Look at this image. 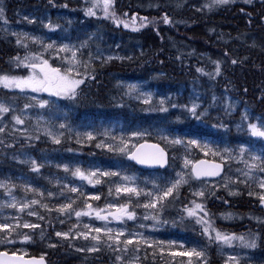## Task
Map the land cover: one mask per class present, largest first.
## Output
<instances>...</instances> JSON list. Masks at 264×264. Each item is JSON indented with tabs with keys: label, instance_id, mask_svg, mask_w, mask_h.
<instances>
[{
	"label": "rangeland",
	"instance_id": "obj_1",
	"mask_svg": "<svg viewBox=\"0 0 264 264\" xmlns=\"http://www.w3.org/2000/svg\"><path fill=\"white\" fill-rule=\"evenodd\" d=\"M50 1L7 0V3L17 5L12 10L2 11L0 31L5 36H10L13 41H16V44L21 45V42H24L25 47L32 51V57H40L38 64L33 62L28 64L40 66L44 61H47L49 67L60 69L62 74L70 71L73 79L83 80V83L78 86L74 98L50 95L48 92H33L30 89L5 88L0 84L1 88L9 92H15L38 101L37 106L20 108L12 102L11 98L0 97V104H4L10 109L7 115L0 117V128L4 131L11 129L29 134H41L45 140L59 139L60 144L73 142L78 151L67 147L51 150L29 148L18 153L11 151L2 154L9 160L0 162V185H3L0 188L13 183L16 192L7 195L0 192V225L11 226L10 229L0 231V237L8 236L16 228L20 229L23 234L27 231L30 232L34 228L28 229L23 225H39L42 220L49 225L46 230L50 232L43 246L40 242L37 244V246H42L43 250L39 254L43 255H46L49 247L66 241L80 259L90 257L94 252L103 251L108 255L110 264H146L145 248L141 252L136 250L142 246L151 247V251L156 249L155 251L163 257L167 256L165 258L167 264H172V261H177L175 264H188L190 257L173 255V253L188 252L192 249L204 253L200 259L191 257L192 264H264V247H261L264 244V238L261 237L263 232H260L259 228H244L246 225L243 226V219L239 218L240 220H238L237 217L238 209H228V206L225 209L219 208L216 211V221H209L211 228L226 235L244 236L246 239L254 237L256 248H246L240 240H233L230 245L217 242L215 240L216 233L211 229L203 242L195 243L190 241L191 239L189 240L187 233L184 234L186 231L183 228L178 227V221L182 220L180 214L168 221L167 230V223L160 218L161 208L163 209L165 206V199L167 200L171 196L159 203H157L156 197L162 195L161 189L170 186L179 178L177 174L181 173L186 183H183L174 195L184 189L183 187H186L187 191L190 190L191 195L196 197H204L207 193L212 195L214 191L220 189L230 198L237 197L242 193L246 195L252 193L251 196L254 198L252 207L255 212L258 211L256 214L252 211V219L264 224V204L258 198L260 194H264V190L258 186L260 180L264 179V172L252 169L248 176L244 175L245 172H249L245 161L251 164L253 163L252 156L264 158V138L251 136L247 127L248 123L264 124V116L261 117L260 112H252L248 105L241 104V101L228 91L222 89L209 91L215 85L212 79L215 76H212V71L210 73L212 78L208 82L209 89H203L198 85L199 80L196 79V76L192 75H188L185 80L167 82L163 63L156 62L159 56L153 53L155 51L154 41L163 48L168 39L171 43L174 39L176 42L173 45L178 46L176 49H186L191 37L188 28L193 25V22L187 27V23H182L178 14L176 17L172 12V25L165 24L163 20L161 33L159 30L155 31L156 28H160V25L155 28L146 25L145 32L135 33L131 26L125 28L122 23L119 25L115 23L111 16L106 17L105 13H99L100 9L103 10V3L101 2L98 7H93L97 0H52V6H50ZM188 1L190 7L187 9L191 7L199 9L195 6L199 3L200 8L203 6L202 0H197L193 4H190L191 0ZM161 2L165 4L168 0H161ZM153 3L155 0H113L111 11L115 13L118 20H123L125 15L131 17L128 19L129 21H126L131 25L132 17L135 14L136 18L154 14L152 8L156 5L150 8ZM4 4L5 0H0V7ZM77 4L79 7H76ZM126 7H130L129 12L125 11ZM89 8H92L95 15H86ZM204 10L205 8L202 12ZM162 18L159 20L161 21ZM86 21L87 23H85ZM102 21L110 22L113 29H106L110 39L105 40L98 47V42L103 37L100 26ZM156 24H161V22ZM139 25L136 26L138 29ZM135 35H138V38L141 35H144V38L149 36L150 40L144 45L136 42ZM200 39L192 38V41H197L194 43L197 44L201 43ZM17 40L20 43H17ZM242 41H244L243 38ZM250 43L254 44L252 41ZM48 45H52V47H48ZM13 47L16 49L15 46ZM198 49L201 52L193 51V53L203 62H209L215 66L219 64V60L211 56V49ZM148 51L155 55L153 59L147 58L146 52ZM15 55L18 57L17 53ZM131 56L134 58H132V62L126 61V58L129 60ZM179 59L177 60L179 61ZM92 61H98L100 66L102 61L109 65L115 63L116 66L109 72L110 84L116 89L115 91H106L105 97L101 95L100 100H93L91 96L85 98L80 93L81 87L87 86L88 89H92L96 82L97 77H93L94 75L89 74L88 71L83 72V69L87 65H91ZM127 62H131L130 65L127 66ZM118 65L121 68L120 71ZM16 68L24 70V72L0 74V77L26 78L32 75L43 77L40 67L32 69L18 62ZM214 68L215 72L213 73L216 74L217 71ZM219 70H221L220 67ZM136 71L138 74L135 73ZM132 86L135 87V91H130ZM207 89L209 94H206ZM118 91L123 98L119 101L118 99L111 101L113 95H116ZM145 100H149L148 103L152 102L166 107L167 111L161 113V119L158 122L150 120V115L146 116L148 119H142V122L135 121L136 113L132 109L131 102H144ZM42 101H47L44 107L40 106ZM81 102L89 106L84 107ZM112 103L115 106H112ZM193 105L197 106L196 115L200 117L199 119L189 111ZM245 114L248 116L247 121L242 120ZM14 117H19L23 123L17 124ZM153 119L158 118L154 117ZM186 119L187 123H185ZM189 124L191 125L187 127ZM60 125H64V127H60ZM87 134H91L93 139L89 140ZM176 139L183 143L173 144L170 142ZM142 140L159 141L169 151L173 161L165 171L143 173L127 159V153ZM190 140H195L197 143L189 144ZM98 144L101 146L97 147ZM205 145L207 147H204ZM242 148L244 149L243 153L240 151ZM120 149H124V151H120ZM209 149L211 151H208ZM213 153L217 154L213 155ZM196 157H208L223 161L226 165L223 176L216 180L194 179L191 174V165ZM14 160L24 161L28 164H32L31 161L35 160L39 171L25 172L15 168L11 164ZM185 161L189 162L187 166H185ZM255 163L259 164L260 161H255ZM76 169H80L85 174L96 173L93 183L74 176L73 172ZM102 173H116V175H102ZM124 177L130 179L126 180ZM96 180L100 182L95 183ZM52 185H54L52 187L54 194L50 187ZM118 186L121 188L135 187L142 191L138 196L124 192L117 193ZM71 188H76L77 191L72 192ZM199 192H203L204 195H195ZM147 193H152V196H148ZM96 196H99L100 199H93ZM33 200L37 203L31 204ZM145 203H156L157 206L145 208L143 207ZM13 204L15 207L10 206ZM25 204H29L30 207L21 211L22 205ZM66 204H71L72 208L63 213L57 211ZM125 204H127L128 210L134 212V218L128 219L125 215L120 219H115L114 216L120 215L117 209ZM89 205L91 207H88ZM39 209L42 211L41 213ZM243 209L245 210L247 207L244 205ZM76 211L88 212L89 215L77 217ZM97 211H100V214L106 219H98ZM247 211L249 210L247 209ZM29 212H34L36 215H29ZM145 217L148 218L145 219ZM85 225L89 227L86 228ZM97 227L102 229L99 234L101 238L99 243L91 239L92 236L98 235L91 230ZM106 229H112L113 240L108 241L107 235H105ZM168 231L172 232L167 234ZM58 232L67 233V238L57 236ZM117 232L124 233L119 238L121 241L144 239L148 241V244L137 245L134 243L128 245V250L124 251L123 243H115ZM84 234L89 239H85ZM259 235L260 258L256 253L259 251ZM210 236L212 239L209 238ZM109 244L113 246L109 247ZM93 246L98 250H87ZM28 247V245H20L16 248L19 252L28 254L30 251ZM117 257L120 259L118 260ZM230 257H235L236 261H230ZM159 264H165V262L161 261Z\"/></svg>",
	"mask_w": 264,
	"mask_h": 264
},
{
	"label": "trees",
	"instance_id": "obj_2",
	"mask_svg": "<svg viewBox=\"0 0 264 264\" xmlns=\"http://www.w3.org/2000/svg\"><path fill=\"white\" fill-rule=\"evenodd\" d=\"M197 0H191V4L196 3ZM174 7L180 8L178 11L179 20L184 23H188L186 26L189 27L190 23H195L188 28V33L190 37V43L187 44L186 49H176L178 46L173 45L176 42L173 39V42H170L168 39L167 44L161 48L154 41V54H158L159 58L156 62L163 63V69L166 71V81L172 82L173 80H185L188 78V75L196 76L199 80V86L201 88H208V82L214 80V88L212 89H222L228 91L232 96L237 97L241 104L248 105L252 112H260V116H264V0H250V2H245V0H230L227 4H215L213 0H202V7L206 9L202 12L200 8V3L195 4L199 7L198 9L191 7L188 10H185L188 0H172ZM187 3V4H186ZM210 7H206V4ZM17 5V4H16ZM15 5V6H16ZM180 5V6H179ZM13 6L11 3H7L6 7H2L3 10H12ZM206 11V12H205ZM4 12V11H3ZM189 12V13H188ZM237 14V15H236ZM200 15V16H199ZM207 16V17H206ZM182 18V19H180ZM239 19V20H238ZM202 21L204 22L202 24ZM206 21V22H205ZM200 22V23H199ZM238 22V23H236ZM234 23V24H232ZM112 24L110 22L102 21L101 30L106 34V29H112ZM237 25V26H236ZM235 26V27H234ZM241 27V28H238ZM163 26L158 30L161 33ZM260 31V33H259ZM237 32V33H235ZM255 32L259 35H255ZM246 35V36H245ZM248 35V36H247ZM138 36V35H137ZM245 36V37H244ZM250 36V37H249ZM106 37V35H105ZM149 36L144 38V35H141L140 38L137 37L136 42L146 45L150 38ZM201 38V43H196L197 41L193 40ZM243 40H249L247 43L242 42ZM253 38V39H252ZM139 39V41H138ZM8 35L2 34L0 31V74H15L22 73L24 70H18V62L22 65L28 64L29 51L20 44L9 41ZM257 40V41H256ZM250 41L257 44H251ZM214 42V43H213ZM169 44V45H168ZM229 44V45H228ZM16 49H14V47ZM152 46V45H151ZM167 46V48H166ZM172 46V47H171ZM211 49V56L219 60V74H214L213 70L217 69V65L210 64L209 62H203V60L196 56L193 53L200 51L198 48ZM196 48V49H195ZM169 50V53L163 54L164 50ZM195 49V50H194ZM173 50V51H172ZM201 52V51H200ZM10 55L8 57L5 56ZM18 57H16V54ZM192 54V55H191ZM148 59H153L155 55L151 52H146ZM222 57V59L220 58ZM19 58V59H17ZM27 58V59H26ZM178 58L179 61L177 60ZM10 59V60H9ZM130 61V60H126ZM235 61V63H233ZM6 62V64H4ZM155 62V63H156ZM15 63V64H14ZM131 62H127V66ZM206 63V64H205ZM2 65V66H1ZM5 65L6 68L3 69ZM12 68H11V66ZM15 65V66H14ZM110 66H115V63H110ZM2 67V68H1ZM14 67V68H13ZM120 68V67H118ZM161 68V65H160ZM8 69V70H7ZM200 69L201 71H197ZM212 71V76L210 73ZM189 72V73H188ZM199 72V73H198ZM89 74L94 75L96 82L94 83L91 91H88V87H81L80 93L84 95L85 98L91 96L93 100H100V96L103 95L106 91L113 90L116 88L111 87L110 84L111 78L109 74L105 72V66H100L98 61H95L92 68L88 70ZM96 73V74H95ZM207 74H209L208 77ZM107 75V76H106ZM206 75V76H204ZM106 76V77H105ZM201 76V77H200ZM200 77V78H198ZM109 84V88H108ZM111 85V86H110ZM99 90H98V89ZM109 90H108V89ZM101 89L103 91H101ZM209 89V88H208ZM207 89V91H208ZM209 89V91H211ZM96 94H94V92ZM101 91V92H100ZM206 91V92H207ZM209 91L207 94H209ZM91 92V93H90ZM99 92V93H98ZM104 92V93H102ZM100 94V95H98ZM117 95H113L111 101L123 98L119 91L116 92ZM94 95V96H93ZM97 95V96H96ZM219 95H221L219 93ZM4 96V97H2ZM11 96V97H10ZM93 96V97H92ZM222 96V95H221ZM0 97L12 99L13 103H17L18 107H30L37 106L38 101L36 99L27 98L21 95H18L15 92H9L4 88L0 87ZM100 97V98H99ZM209 98V97H208ZM207 98V99H208ZM89 100V99H86ZM110 101V102H111ZM132 109L136 113V122H142V119H148L146 116L150 115V120L159 121L161 119V108L165 106L156 105L155 103H145V102H131ZM240 103V102H239ZM81 104L89 106L86 104ZM115 106V104H111ZM207 105V103H206ZM209 105V104H208ZM111 106V107H112ZM240 110V107H239ZM7 113H0V116H5ZM152 115V117H151ZM158 119H153V118ZM193 120V118H190ZM187 123V119L185 121ZM191 124L187 125L190 126ZM186 127V126H185ZM43 136L37 133H22L13 131L11 129H6L4 132H0V162L8 161V158H5L2 154L5 152H10V150L24 151L29 148H40V150H50L52 148H64L67 147L72 150V145L68 144H56L48 142L42 139ZM26 151V150H25ZM198 158V157H196ZM175 160V158H174ZM173 161V158H171ZM11 163L15 168L22 169L25 172H33L32 164L25 163L24 161L14 160ZM186 189V190H185ZM1 192L10 194L16 192L15 185L11 183L10 185L1 188ZM253 200L254 198L251 195H246L242 193L237 197L230 198L223 190H216L212 195L207 193L204 197H196L191 195L187 188L184 187L178 194L165 199V206L161 208L160 218L167 223L166 230L168 229V221L175 218L176 215L180 214L182 220L178 221L177 225L180 228H183L187 233V236L190 241L199 243L203 242L206 239V235L203 234V229L207 225L198 224L196 221L199 218H203L207 221L215 222L217 217V210L225 209L228 206V209L235 208L238 209V220L243 219L242 223L246 229H260L261 237L264 238V224H260L258 220H253ZM227 205H226V204ZM200 204L204 211L200 209H195V205ZM246 206L247 209H243V206ZM188 209H194L197 213L196 216L189 217L187 214ZM40 213L42 212L39 209ZM207 212V216L204 215V212ZM175 212V213H174ZM258 212V211H257ZM255 212V214L257 213ZM173 214V215H172ZM215 218V219H214ZM240 218V219H239ZM255 225V227H254ZM49 225L45 224L42 220L39 222V227L34 228L32 231H27L26 233H21L20 231L14 229L13 232H10L8 236L0 237V249H8L10 251L16 250V247L20 245H28L30 248L29 254H38L40 248L46 243V237L50 234L46 229ZM172 231H168L167 234ZM189 233V234H188ZM28 236L30 239L25 240L24 237ZM11 240L15 242H2ZM38 242L42 246H37ZM259 251L256 253L259 254L260 258V235H259ZM264 247V244L263 246ZM39 248V249H38ZM145 248V263L146 264H159L161 261H164L167 264L165 259L167 256L163 257L159 252H156V249L145 246L140 247L139 252L143 251ZM68 246L67 242H58L55 246L48 248V260L49 264H110V259L107 258V254L103 251L94 252L90 257L85 259H80L78 254ZM264 251V250H263ZM71 252V254H70ZM64 253V254H63ZM70 255H68V254ZM65 255V256H64ZM75 255V256H74ZM73 256V257H72ZM77 256V257H76ZM161 256V257H160ZM65 258V259H64ZM159 258V259H158ZM69 259V260H68ZM73 261L71 263V261ZM177 261H172V264H175Z\"/></svg>",
	"mask_w": 264,
	"mask_h": 264
},
{
	"label": "snow or ice",
	"instance_id": "obj_3",
	"mask_svg": "<svg viewBox=\"0 0 264 264\" xmlns=\"http://www.w3.org/2000/svg\"><path fill=\"white\" fill-rule=\"evenodd\" d=\"M103 3V10L105 13L106 17L111 16L115 22L119 25V24H123V26L125 28L128 27H132L133 31L138 30V28L136 27V17H132L131 20V25L129 24V22L123 21V20H118L115 17V13L113 11H111L112 8V4H113V0H97V3L93 4V7H98L100 3ZM230 0H213V3L215 4H227L229 3ZM245 2H250V0H245ZM206 7H210L209 5H205ZM199 10V9H198ZM0 15H2V9H0ZM86 15H95V13L93 12L92 8H89L86 11ZM141 19V23L139 25V27H145L146 24L143 21H146V18H140ZM164 23H170L169 18L167 17V15H165L163 17ZM17 43H20L19 40H17ZM48 47H52V45H48ZM73 55H75V53H73ZM19 59V58H17ZM27 59V58H26ZM233 63H235V61H233ZM26 67H30L32 69H35L37 67H40V71L41 73H43V77L39 78L37 75H32L26 78H17V77H0V84L3 85V87L5 88H17L20 90H24V89H30L33 92H48L50 95H55V96H65L68 98H74L76 95V90L78 88V86L83 83V80L80 79H73L71 76L70 71L64 72L63 74L61 73V70L58 68H51L48 66L47 61L43 62V65H36V64H28L25 65ZM197 71H201L200 69H197ZM217 74H219V65H217ZM130 91H135V87L132 86L130 88ZM145 103H148L149 100H145ZM47 103V101H42L40 102V106L44 107L45 104ZM161 104H163V101H161ZM196 105H193V107L191 109H189V111L196 116L197 119H199L200 117L196 115ZM9 108L6 107L4 104H0V113H7L9 112ZM161 111H167V109L165 108H161ZM15 122L17 124H22L23 121L19 118V117H14ZM242 120L247 121L248 120V116L247 114H245L242 117ZM60 127H64V125H60ZM248 127V131L250 133L251 136L253 137H260V138H264V124H260L258 125L257 123H248L247 125ZM4 131V129L0 128V132ZM87 138L89 140L93 139V136L91 134H87ZM167 139V138H165ZM55 143H59V139H55L54 140ZM173 144H181L183 143V141L176 139V140H172L170 141ZM189 144H196L197 142L195 140H190L188 141ZM101 145H97V147H100ZM204 147H207L206 145ZM144 148H148L150 149V151H142V149ZM120 151H124V149H120ZM208 151H211V149H209ZM241 153L244 152V149L242 148ZM217 153H213V155H215ZM130 159L135 160L137 163L140 164H159L160 166H163L165 160H164V149L160 148L158 145H141L140 149H137L136 152L132 153L131 156L129 157ZM252 161L253 163L248 164L247 161H245V163L247 164V167L249 169V172H245L244 175L248 176L251 172L252 169H258L260 172H264V158L259 157V156H252ZM255 161H260L259 164L255 163ZM33 167L32 170L33 171H39V166L37 164V161L33 160L31 161ZM189 162L185 161V166H187ZM201 165L205 164L204 161L200 162ZM220 165L216 164V165H210L207 168L204 167H197L194 166L193 167V173L195 174V176L197 178H200L201 176H215V175H219V170H220ZM67 171V169H65ZM74 176H78L79 178L83 179V180H87L89 183H93V178L96 176V173H89V174H85L84 172H82L80 169H76L73 172ZM102 175H116V173H102ZM177 176L179 178H177L174 182L171 183L170 186L166 187L165 189H161L162 195H158L156 197L157 203L163 201L165 198L174 195L177 190L179 189V187L183 184L186 183V180L183 177V174L178 173ZM124 179H130L128 177H124ZM99 180H96L95 183H99ZM3 186V185H0ZM262 190H264V179H261L258 185ZM29 191H31L32 189H28ZM70 191L72 192H76L77 189L76 188H71ZM142 189H138L135 187H117L116 188V192L120 193V192H124L126 194L129 195H140ZM230 194H234V193H230ZM252 193H250L251 195ZM148 196H152V193H147ZM195 195L198 196H202L204 195L203 192H199V193H195ZM259 200L261 201L262 204H264V194H260L259 195ZM93 199H100L99 196L93 197ZM37 201L33 200L31 201V204H36ZM12 207H15V205H10ZM157 206L156 203H145L143 205V207L145 208H155ZM30 207L29 204H25L22 205L21 207V211L24 210V208H28ZM45 207H47L45 205ZM88 207H91L90 205ZM72 208L71 204H66L61 206L59 209H57V211H60L61 213L65 212L66 210H69ZM195 209H200L201 211H204L202 208V205L200 204H196L195 205ZM117 212L120 213L119 216H114L115 219H120L121 216H127L128 219H133L134 218V212L128 210V206L127 204L125 205H121L118 209ZM187 214L189 217H193L196 216L197 213L194 209H188L187 210ZM29 215H36V213L34 212H29ZM75 215L77 217H80L81 215H89L88 212H82V211H76ZM204 215L207 216V212H204ZM96 216L98 219L104 220L106 219L105 216L100 214V211H97ZM41 219L43 217H40ZM148 217H145V219H147ZM198 224H205L207 225L206 227H204L203 229V234L205 235H209V230L211 229V231H214L215 234V240L217 242H222V243H226V244H231V242L233 240H240L243 244L244 247L246 248H256L257 244H256V239L253 237L252 239H246L244 236H235V235H226L223 234L222 232L216 231L214 228H211V224L209 221L204 220L203 218H199L196 221ZM26 228H36L39 227V225L36 224H24L23 225ZM86 228H88V225H85ZM11 226L10 225H0V231H3L4 229H10ZM92 231H95V233H97L98 235L96 236H92L91 239L93 241H96L97 243L100 242V236L99 234L102 232V229L97 227L95 229H91ZM112 233V229H106L105 231V235H107L108 240H113V236L111 235ZM57 236H64L65 238H67V233H56ZM124 233L123 232H117L116 233V238H115V243L120 244L123 243L125 245V248L123 249L124 251H127V246L128 245H132V244H140V243H145L148 244L147 240L144 239H140V240H133V239H125V240H120L119 238L121 236H123ZM84 238L85 239H89V237L84 234ZM210 239H212V237H209ZM25 240L30 239V237L25 236L24 237ZM2 242H8L11 243V240H7V241H2ZM112 245L109 244V247H111ZM151 246V245H149ZM88 251H97L98 248H96L95 246L88 248ZM119 250V249H117ZM137 251H139V249H136ZM173 255H181V256H188L190 257L188 264H192V260L191 257H195L197 259H200L201 257L204 256L203 251H197L196 249H192L188 252H180V253H173ZM117 259L119 260L120 257H117ZM230 261H236L235 257H230L229 258ZM43 261V257L40 258L39 261L33 259L32 261H24L22 256H17L15 253L12 254V256H9V254L7 252H0V264H19V262H22V264H42Z\"/></svg>",
	"mask_w": 264,
	"mask_h": 264
},
{
	"label": "water",
	"instance_id": "obj_4",
	"mask_svg": "<svg viewBox=\"0 0 264 264\" xmlns=\"http://www.w3.org/2000/svg\"><path fill=\"white\" fill-rule=\"evenodd\" d=\"M141 145H158L160 148L164 149V164L163 166H160L159 164H140V163H137L135 160L131 159L132 161H134L138 166L140 167H143V168H146V170L148 169H164L168 166L169 164V153L168 151L164 148V146L162 144H160L159 142L157 141H152V140H146V141H142L140 142L134 149L133 151L128 155L129 157L131 156L132 153L136 152L137 149H140V146ZM142 151H150V149L148 148H144L142 149ZM201 161H204L205 164L201 165L200 162ZM216 164H219L221 167H220V170H219V175H215V176H201L200 178L198 179H203V178H219L221 177V175L223 174L224 172V163L221 162V161H218V160H212V159H208V158H200L198 160L195 161V163L192 165V174L195 176V174L193 173V167L194 166H197V167H204V168H207L209 167L210 165H216ZM196 177V176H195ZM197 178V177H196ZM0 252H7V251H4V250H0ZM9 256H12V253H9ZM17 256H22L23 257V260L24 261H32L33 259L39 261L41 257L39 256H29V257H26L25 255H20V254H16ZM19 264H22V262H19ZM42 264H47L46 262V259L43 257V261H42Z\"/></svg>",
	"mask_w": 264,
	"mask_h": 264
},
{
	"label": "bare ground",
	"instance_id": "obj_5",
	"mask_svg": "<svg viewBox=\"0 0 264 264\" xmlns=\"http://www.w3.org/2000/svg\"><path fill=\"white\" fill-rule=\"evenodd\" d=\"M164 1V0H163ZM174 1V0H173ZM161 2V1H160ZM189 2V1H188ZM196 2V1H195ZM162 3V2H161ZM72 4V3H71ZM79 4V3H78ZM77 4V5H78ZM145 4V3H144ZM149 4V3H148ZM158 4V3H157ZM168 5H169V7H165L164 8V10H169V11H171V12H173L174 14H175V16L177 17V14H178V11H179V9L180 8H176V7H174V5H173V2H172V0H168V3H167ZM187 4V3H186ZM206 4V3H205ZM74 5V4H73ZM72 5V6H73ZM153 5V4H152ZM180 6V5H179ZM76 7H79V5L78 6H76ZM188 7H190L188 4H187V6H186V8H185V10H188L187 8ZM73 8V7H72ZM199 8V7H198ZM202 8H205V7H202ZM206 9V8H205ZM181 10V9H180ZM203 10V9H202ZM72 11V10H71ZM75 11V10H74ZM201 11V10H200ZM77 12V11H76ZM80 12V11H79ZM142 12V11H141ZM206 12V11H205ZM82 13V12H81ZM166 13H168V12H166ZM189 13V12H188ZM172 14V13H171ZM80 15V14H79ZM237 15V14H236ZM77 16V15H76ZM172 16V15H171ZM200 16V15H199ZM83 17V16H82ZM207 17V16H206ZM173 18H175V17H173ZM89 18L87 17V20H88ZM180 19H182V18H180ZM91 20V19H90ZM239 20V19H238ZM83 21V20H82ZM74 22H76V21H74ZM206 22V21H205ZM83 23V22H82ZM85 23H87V21L85 22ZM90 23V22H89ZM88 23V24H89ZM200 23V22H199ZM204 22L202 21V24H203ZM236 23H238V22H236ZM75 24V23H74ZM188 24V23H187ZM193 24H195V23H193ZM232 24H234V23H232ZM83 25V24H82ZM77 26H78V24H77ZM76 26V27H77ZM87 26V25H86ZM237 26V25H236ZM235 27V26H234ZM238 28H241V27H238ZM73 30V29H72ZM77 31H78V29H77ZM80 31V30H79ZM78 33V32H77ZM235 33H237V32H235ZM259 33H260V31H259ZM259 33H257V32H255V35H259ZM78 35V34H77ZM75 36V35H74ZM246 36V35H245ZM244 36V37H245ZM248 36V35H247ZM79 37V36H78ZM250 37V36H249ZM148 38H150V37H148ZM244 41H245V43H247L249 40H246V39H244ZM244 41H242V42H244ZM257 41V40H256ZM150 42H152V41H150ZM184 42H185V40H184ZM254 44H257V43H255L254 42ZM169 45V44H168ZM229 45V44H228ZM248 45V44H247ZM128 46V45H127ZM130 47V46H129ZM172 47V46H171ZM182 47V46H181ZM166 48H167V46H166ZM184 48V47H183ZM173 51V50H172ZM167 53H169V50H164L163 51V54L165 55V54H167ZM7 54L5 53V56H6ZM192 55V54H191ZM8 56H10V55H7L6 57H8ZM134 56V55H133ZM11 57V56H10ZM132 56H131V59H129L130 61L132 60ZM220 58H222V57H220ZM128 58H126V60H127ZM134 59V58H133ZM137 59V58H136ZM10 60V59H9ZM121 62V61H120ZM132 62V61H131ZM134 63V62H133ZM4 64H6V62L4 63ZM15 64V63H14ZM138 64V63H137ZM7 65V64H6ZM6 65H5V67H4V65H3V69H5L6 68ZM123 65V64H122ZM121 65V66H122ZM130 65V64H129ZM135 65V64H134ZM2 66V65H1ZM11 66V65H10ZM13 66V65H12ZM12 66H11V68H12ZM15 66V65H14ZM17 67V66H16ZM116 67V66H115ZM117 67H119V65L117 66ZM123 67V66H122ZM134 67V66H133ZM136 67H138V66H136ZM135 67V68H136ZM2 68V67H1ZM14 68V67H13ZM123 68H125V67H123ZM128 68V67H127ZM119 69H121V68H118V70ZM126 69V68H125ZM130 69V68H129ZM138 69H140V68H138ZM8 70V69H7ZM117 70V69H116ZM131 70V69H130ZM129 70V71H130ZM133 70V69H132ZM137 70V69H136ZM120 71V70H119ZM128 71V70H127ZM126 71V74L128 73ZM146 71H148V70H146ZM124 72V71H123ZM135 73H137V71L135 72ZM153 73V72H152ZM118 74V73H117ZM122 74V73H121ZM138 74V73H137ZM133 76H134V73L132 74ZM204 76H206V75H204ZM125 77V76H124ZM195 77V76H194ZM201 77V76H200ZM200 77H198V78H200ZM197 79V78H196ZM196 81V80H195ZM199 85V84H198ZM210 85V84H209ZM111 86V85H110ZM112 87V86H111ZM119 87V86H118ZM108 88H109V84H108ZM107 88V89H108ZM121 88V87H120ZM98 89V88H97ZM206 89V88H205ZM89 90H91V89H89ZM88 90V91H89ZM99 90V89H98ZM109 90V89H108ZM211 90V89H210ZM93 92H94V90H92ZM101 91H103L102 89H101ZM100 91V92H101ZM110 91V90H109ZM91 93V92H90ZM99 93V92H98ZM102 93H104V92H102ZM94 94H96L95 92H94ZM112 94V93H111ZM206 94H207V92H206ZM98 95H100V94H98ZM104 95V94H103ZM117 95V94H116ZM94 96V95H93ZM92 96V97H93ZM97 96V95H96ZM83 97H84V95H83ZM101 97V96H100ZM99 97V98H100ZM104 97H105V95H104ZM101 99V98H100ZM83 100V99H82ZM89 100H91V99H89ZM106 100V99H105ZM102 101V100H101ZM97 102V101H96ZM87 103V102H86ZM105 103H106V101H105ZM174 111H175V109H174ZM172 116H173V114H172ZM175 117V116H174ZM179 119H180V117H179ZM177 120V119H176ZM177 121H179V120H177ZM174 122V121H173ZM157 124H159V123H157ZM168 125V124H167ZM165 126V125H164ZM148 129V128H147ZM154 129V128H153ZM157 130H158V128H157ZM149 138L151 139V137L149 136ZM70 161H72V160H70ZM47 178V177H46ZM49 178V177H48ZM48 180V179H47ZM50 180H52V179H50ZM46 182V181H45ZM47 183V182H46ZM51 184V183H50ZM46 185V184H45ZM47 186H48V184H47ZM54 185H52V186H50L51 188L53 187ZM184 186V185H183ZM189 186V185H188ZM57 188V187H56ZM184 188V187H183ZM52 190H53V188H52ZM184 190V189H183ZM186 190V189H185ZM181 191V190H180ZM190 191V190H189ZM53 194H54V190H53ZM67 195V194H66ZM50 196V195H49ZM56 197V196H55ZM52 198H53V196H52ZM48 199H49V197H48ZM56 199V198H55ZM58 200V199H57ZM60 200H61V197H60ZM56 201V200H55ZM175 213V212H174ZM217 215V214H216ZM106 241V240H105ZM109 241V240H108ZM107 241V242H108ZM111 242V241H110ZM213 243V242H212ZM77 244V243H76ZM80 244V243H79ZM85 244V243H84ZM104 244V243H103ZM209 244V243H208ZM83 245V244H82ZM216 245V244H215ZM77 246H79V245H77ZM87 246V245H86ZM113 246V245H112ZM111 246V247H112ZM115 246V245H114ZM80 247V246H79ZM213 247H214V245H213ZM114 248V247H113ZM211 248V247H210ZM77 249H78V247H77ZM85 249V248H84ZM107 249V248H106ZM110 249V248H109ZM113 250V249H112ZM211 250V249H210ZM213 250V249H212ZM211 250V251H212ZM72 251V250H71ZM84 252H86V251H84ZM112 252V251H111ZM64 254V253H63ZM68 254V253H67ZM70 254H71V252H70ZM70 254H68V255H70ZM72 255V254H71ZM77 255V254H76ZM84 255V254H83ZM65 256V255H64ZM75 256V255H74ZM81 256V255H80ZM87 256V255H86ZM85 256V257H86ZM108 256V255H107ZM73 257V256H72ZM77 257V256H76ZM79 257V256H78ZM82 258V257H81ZM65 259V258H64ZM69 260V259H68ZM71 261V260H70ZM73 261H76V260H73ZM73 261H71V263L73 262ZM74 264V263H73Z\"/></svg>",
	"mask_w": 264,
	"mask_h": 264
},
{
	"label": "flooded vegetation",
	"instance_id": "obj_6",
	"mask_svg": "<svg viewBox=\"0 0 264 264\" xmlns=\"http://www.w3.org/2000/svg\"><path fill=\"white\" fill-rule=\"evenodd\" d=\"M161 0H155V3H153V5L151 4L150 5V8H152L154 5H156V7H153L152 9H154V12H155V16H154V18H155V20L156 21H160L159 19L161 18L160 16H159V14L161 13V16H162V14L163 13H165L166 15H167V17L169 18V21L170 20H172V16L171 15H173V13L171 12V11H169V10H164V8L165 7H169V5L167 4V3H165V4H162L161 2H160ZM158 3V4H157ZM116 5V4H115ZM125 11L126 12H129L130 11V7H126L125 8ZM124 11V12H125ZM166 12H168V13H166ZM172 13V14H171ZM164 15V14H163ZM123 21H129L128 19H131V17H126V16H124L123 18ZM141 21L139 18H137V20H136V26L137 25H139L140 23L139 22ZM147 21V20H146ZM163 21V20H162ZM143 22H145V21H143ZM116 23V22H115ZM115 23H114V26H115ZM171 25H172V23H170ZM162 26V24H160V27ZM141 29H143V27H140L138 30H141Z\"/></svg>",
	"mask_w": 264,
	"mask_h": 264
}]
</instances>
